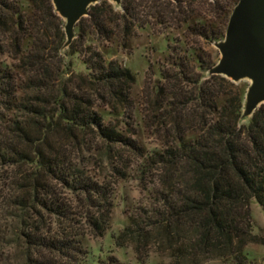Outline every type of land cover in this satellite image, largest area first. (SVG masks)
Returning <instances> with one entry per match:
<instances>
[{
    "label": "trees",
    "instance_id": "16d2710c",
    "mask_svg": "<svg viewBox=\"0 0 264 264\" xmlns=\"http://www.w3.org/2000/svg\"><path fill=\"white\" fill-rule=\"evenodd\" d=\"M238 1L122 0L119 7L100 1L78 22L68 47L81 57L82 75L63 61L64 21L51 0H0L3 201L6 217L19 220L27 264H74L82 228L100 236L108 226L111 189L80 170L76 153L106 150L119 176L126 167L120 152L143 157L131 128L134 77L87 42L125 49L136 29L146 27L174 28L181 39L169 56L175 71L162 73L148 102L165 140L145 162L156 171V203L125 234L156 232L175 264H247L244 248L258 240L250 202L264 210V105L243 124L247 87L209 77L218 54L205 48L223 40ZM103 108L123 112L126 134L103 122ZM6 239L0 224V248Z\"/></svg>",
    "mask_w": 264,
    "mask_h": 264
},
{
    "label": "rangeland",
    "instance_id": "374dc122",
    "mask_svg": "<svg viewBox=\"0 0 264 264\" xmlns=\"http://www.w3.org/2000/svg\"><path fill=\"white\" fill-rule=\"evenodd\" d=\"M100 1L103 0H99L98 3ZM76 34L75 27L74 39ZM179 39L181 37L178 30L174 28L150 27L136 29V36L129 41L125 49L115 43L99 46L88 38L87 45L99 50L106 61L115 60L134 77L131 90L134 106L131 128L137 133L133 138L142 148L143 157L133 155L131 152H120L122 155L120 161L126 167L120 169L122 175L119 176L113 174L111 168V163L116 165L117 161L110 160L106 150L88 152L81 149L76 153L80 170L111 189L112 211L108 226L100 236L95 235L90 228H82L83 235L78 238L81 254L76 257L74 264H175L169 252L164 250L166 247L164 238H160L156 232L136 238L137 234L126 235L125 230L128 228L133 230L130 225L132 219H136L143 211L152 210L156 203L152 198V181L156 171L146 168L145 162L154 153L162 151L165 140L160 129L152 123L148 102L153 100L157 87L162 84V73L175 71L169 66V56L173 54L174 48H178ZM205 48L218 54L214 44ZM62 57L65 64L71 65L75 74L87 73L79 54L70 53L68 48H64ZM240 83L247 88L250 85L248 80ZM98 111L104 123H110L116 130L126 134L129 127L126 125L127 120L123 112L114 113L109 108ZM49 141L51 143L58 141V136H50ZM5 171V168L0 167V224L1 230L7 232L6 242L0 248V264H27L26 248L22 240L17 238L21 231L19 220L6 217L8 214L3 201L7 185L3 180L6 176ZM63 193L76 204L74 195L66 190ZM250 217L252 234L258 240L247 245L243 254L247 264H264V210L254 200L250 202ZM203 264L231 263L215 260Z\"/></svg>",
    "mask_w": 264,
    "mask_h": 264
},
{
    "label": "water",
    "instance_id": "95a60500",
    "mask_svg": "<svg viewBox=\"0 0 264 264\" xmlns=\"http://www.w3.org/2000/svg\"><path fill=\"white\" fill-rule=\"evenodd\" d=\"M98 1L51 0L55 13L64 21L63 48L72 43L76 25ZM108 1L118 7L122 2ZM214 47L219 58L208 70V76L223 77L234 84L248 80L241 119L251 118L264 105V0H239L229 16L223 40Z\"/></svg>",
    "mask_w": 264,
    "mask_h": 264
}]
</instances>
